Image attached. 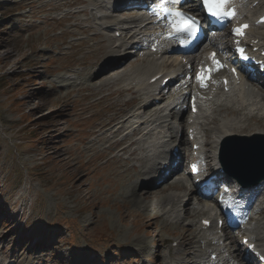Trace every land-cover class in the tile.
Segmentation results:
<instances>
[{
  "label": "rangeland",
  "instance_id": "rangeland-1",
  "mask_svg": "<svg viewBox=\"0 0 264 264\" xmlns=\"http://www.w3.org/2000/svg\"><path fill=\"white\" fill-rule=\"evenodd\" d=\"M81 1L0 0V264H181L184 249L191 263L199 259L193 253L202 244L187 243L185 229L193 222L182 213L197 197L176 209L181 192L173 206L176 215L182 212L178 223L171 217L155 222L159 209L147 203L161 196L144 201L139 190L129 188L140 167L97 156L107 146L102 132L133 114L137 102L127 103L135 97L123 91L126 82L99 90L103 77L93 83L87 78L89 69L95 70L88 64L102 63L106 44L92 39V32L81 34L76 20L65 19L84 8ZM257 32L264 36V28ZM218 35L215 46L211 35L194 56L210 45L229 48L228 34ZM133 58L124 66L129 71L142 64L141 57ZM169 70L159 65L155 72ZM179 172L169 183L185 177L186 170ZM258 219L251 225L256 233L264 227ZM197 226L189 233L192 239ZM237 236L223 246L243 257Z\"/></svg>",
  "mask_w": 264,
  "mask_h": 264
},
{
  "label": "bare ground",
  "instance_id": "bare-ground-1",
  "mask_svg": "<svg viewBox=\"0 0 264 264\" xmlns=\"http://www.w3.org/2000/svg\"><path fill=\"white\" fill-rule=\"evenodd\" d=\"M240 1H242V3L238 5L239 8H243V5L245 4V6H247V15L245 16L246 19L264 11V0H236L237 4ZM257 1H259V5L250 10L253 3ZM113 2L114 0H82L80 4L84 8L76 12L73 11L70 14H67L65 17L66 20L70 19V21H73L74 19L77 21V26H80V28L77 29H79L81 34L92 32V39H98L100 43L104 45L106 44V47H103L100 50V52L105 55L102 63L99 64L94 62L92 64H88L89 66H93V68H95V70L89 69V72L87 73V78H89V81H92L93 83L94 81H97L98 78L101 80L103 77V81L99 80L101 82L99 85V90L126 82L124 88L125 90L123 91L129 95H132V97H135V99H130V101L128 100L127 103L134 105V101L137 102L133 114H130L125 118L122 116L121 119L110 122L111 124H108V128H105V130L102 132V136L106 135L108 137V139L105 137L103 141L106 142L107 146L102 150L103 153L97 154V156H111L110 160H112L113 163L120 164L122 167L127 165H130L134 169H138L140 167L139 176L131 179L132 181L129 188L139 190L138 193L144 201H148L150 198H157L158 196H161L159 199L155 201L150 200V203H147L149 204L150 209L153 211H157V209H159L160 215H155L152 217L155 222L160 219H165L163 221H166L167 217H171L173 220H176V223H178V221H180V217H178V214L176 215L174 212L173 206H176L175 203H178V201L176 202V199L180 197L174 194V191L186 190L184 180L180 178L169 183L168 179H165L157 188H151L153 194L149 193L146 188L150 182L153 184V182L158 181L156 178L155 180H151L154 172V161L161 160L160 164L158 165L160 167V165L163 163V158L168 157V155L172 152V150L167 151V149L171 147V145L167 144L161 152L158 151L156 152L155 156L149 157L147 153L149 152L152 143L155 139H159L163 132H169V134H172L173 136V139H171L173 142H180V145L184 146V148L185 146H188L190 149L192 148L193 144L189 143L186 139H182L183 130L188 126L186 129L187 131L189 128L193 129V131L196 133L197 139H199L201 143L205 142V147L207 148L205 150L206 157L210 162V166H212L217 160L219 162V148L222 149L220 158L223 160L228 155L226 149L230 150L233 147L240 148V146L235 143H245L244 140L237 137L247 138L249 140L248 142H250L252 139L256 140L257 138H262V142L257 144L258 150L254 154H252L251 151H248L240 155L246 160L247 163V165L242 167L241 170L246 172V175L249 176L251 175L249 173L255 171V169L250 166L251 160L252 163L264 166V87L259 86L254 78H250L247 80V82L253 88H251L250 85H244L243 83H241V85H236V83L231 82L229 84L231 91L228 95L222 92L223 87L220 84H215V87L212 89L211 93L198 89L195 92L196 94L200 92L201 97H198V99L204 102L206 114L203 113L202 115L205 116L200 117L199 121L195 122L194 124H191L190 119L192 118H189L186 126L184 125L182 128L179 125L182 130H180V128L174 129L175 126H173L172 123L169 122L168 118L162 114V112H164L162 110L163 107H160V105L157 107L153 104L143 103L149 99L148 93L150 92V89L155 88V90H157L162 81L167 77L166 74H163V77L158 83L152 86L149 85L151 79L163 73V71H158V73L155 72V69L159 65H161L162 68L172 69L175 72L179 70L178 72L184 73V68L189 65V62L184 60L181 61L180 59L174 57L178 56L181 58L180 54H178L177 50H175L176 48H174L172 45H160L156 54H152L150 52L151 46H149L145 49H140V51L137 52V54L140 56L143 53L145 54V57L143 59L139 58V61H141L142 64L145 62L146 66H141L142 64L138 63L139 65L132 67V70L129 71L131 67L127 70L124 66L130 62L131 57H134V54L129 49L131 46H134V43L135 45L137 44V42H133V40L137 38L141 41L143 37L145 38L147 35H149L151 23L149 20L144 19L145 16L130 14L128 11L124 10L125 8L123 5H126L125 3H123L121 6L112 7ZM69 5L71 7L74 6L72 3ZM89 6L91 9H88ZM197 7H199L197 1L193 0L192 5H189L188 9L193 12H197ZM97 11H105V13L102 12L103 14L98 17ZM83 15L87 16L88 19H81L80 17ZM85 22H90V27H81V24ZM252 22L255 26V28L249 31L253 35L252 40H260L264 42V36L257 32L261 31L264 26L258 27L260 25H256L255 20ZM117 32L120 33L119 37L112 36L111 33L116 35ZM72 35L75 36L77 34ZM140 41L139 43H141ZM227 41H229V36L227 37ZM82 42L83 41L79 43ZM127 42H129L130 47L127 46ZM232 42L233 40H231V43ZM259 44L255 46H259ZM210 47L212 48H210L209 51L216 50L213 45H210ZM227 49L221 47L216 51L219 52L220 56V54ZM158 55L164 57V60L161 59V62L160 60L158 62L155 60V58L151 60L152 57ZM196 59L197 58L192 56L190 61H196ZM133 60L135 59L133 58ZM131 65L136 64L131 63ZM123 67L126 70L124 69V71H121L123 70ZM167 72V74H171L172 71ZM112 73H116V75L114 74L115 76H112L109 79H104L107 75L109 77V75ZM82 76H85V74H82ZM163 98L164 96L161 97V99ZM151 99L152 103L156 99L159 100L157 95L151 96ZM135 120L136 123L134 122ZM171 121H173V119ZM204 137L206 138L205 141ZM165 138L167 137H163L161 139ZM220 141H223L222 146L221 144L219 145ZM187 156H190V152H188ZM161 170L162 169L159 168L158 174ZM120 177H122V175ZM259 183L264 188V179H262ZM259 183L254 185V187H251V189H254L255 193L258 190V188L255 187L258 186ZM190 191L193 195L194 190ZM196 191H198V189H196ZM198 193L201 194L200 191H198ZM187 197H191V195L187 193L182 198V200H185ZM131 198L133 197L129 195L126 196V199ZM208 202L209 201L207 200H200L196 203V205L189 204V207H186L183 213L181 212L184 219H191L193 222L190 224L191 226L189 228L185 229L187 236L185 238L188 240L187 243H190L191 245L193 244V241H196V244H202L201 249L194 250L195 252L193 253V255H197L200 260H192L193 263L187 262L186 259L189 255V252L188 250L184 249L185 251L181 255V257L184 259V262L181 264H209L211 263L212 254L221 257V260L219 261L221 264H236L238 261L235 259V256L230 254L229 251L225 250V245L221 246V241L223 240L219 234V231H211L208 233L203 230L202 220L206 219L211 221L213 215H216V211L209 207ZM258 202H260L262 205L259 209H257L261 210V218L259 220L263 221L264 195L259 198ZM181 203L183 202L180 201L179 205ZM165 205L170 207H165ZM200 205H203L204 208L201 209ZM250 215L251 218H254L253 216H255L254 213H251ZM201 216H207L208 218H202ZM198 217H201V219L199 218L200 221L199 223L197 222V226L195 221ZM196 226L198 229L195 230H198V234H194L195 239H192L189 233L194 232V227ZM262 228L263 232L258 231L256 233L255 231L254 233H251L250 238H253V241L256 244L257 242L264 243V227ZM139 243L144 247L146 246L145 242ZM175 248L176 247H174V249ZM178 248L180 247L178 246ZM195 248L198 247L196 246ZM260 248H264V246H261ZM210 250L211 253H208ZM237 251L238 249L236 252ZM228 253L232 256L231 261H226L225 254ZM0 263H2L1 256ZM241 263L245 264L243 259L241 260Z\"/></svg>",
  "mask_w": 264,
  "mask_h": 264
},
{
  "label": "snow or ice",
  "instance_id": "snow-or-ice-1",
  "mask_svg": "<svg viewBox=\"0 0 264 264\" xmlns=\"http://www.w3.org/2000/svg\"><path fill=\"white\" fill-rule=\"evenodd\" d=\"M227 3H229V0H202V5L204 10H206L207 15L217 20H224L226 18L235 16L234 11L231 13L225 11V6ZM176 15L180 17L179 23L174 25L176 31L187 33L189 37L195 38V35L198 31L199 21L194 19L192 16H186L183 12H178ZM243 27L247 28L248 26L244 25ZM242 33L243 29H236L237 35H242ZM238 51L243 59H249L243 55V49H239ZM213 59L215 60V54H213ZM233 71H235V69H233Z\"/></svg>",
  "mask_w": 264,
  "mask_h": 264
},
{
  "label": "water",
  "instance_id": "water-1",
  "mask_svg": "<svg viewBox=\"0 0 264 264\" xmlns=\"http://www.w3.org/2000/svg\"><path fill=\"white\" fill-rule=\"evenodd\" d=\"M258 147L256 146V147H252V148H250V149H248V151H251V153L252 154H254L258 149H257ZM247 164H245V165H243L242 167H244V166H246ZM250 166L252 167V168H255L256 167V165H251L250 164Z\"/></svg>",
  "mask_w": 264,
  "mask_h": 264
}]
</instances>
